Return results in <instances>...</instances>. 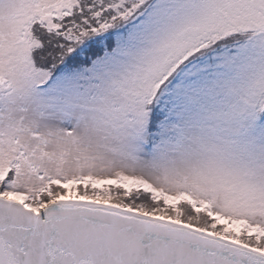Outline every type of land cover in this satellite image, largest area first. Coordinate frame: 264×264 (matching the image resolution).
<instances>
[{"label":"snow or ice","instance_id":"6c2138e0","mask_svg":"<svg viewBox=\"0 0 264 264\" xmlns=\"http://www.w3.org/2000/svg\"><path fill=\"white\" fill-rule=\"evenodd\" d=\"M0 264H264V0H0Z\"/></svg>","mask_w":264,"mask_h":264}]
</instances>
